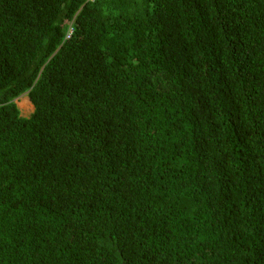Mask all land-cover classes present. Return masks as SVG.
<instances>
[{
    "label": "trees",
    "instance_id": "obj_1",
    "mask_svg": "<svg viewBox=\"0 0 264 264\" xmlns=\"http://www.w3.org/2000/svg\"><path fill=\"white\" fill-rule=\"evenodd\" d=\"M0 264H264V0H0Z\"/></svg>",
    "mask_w": 264,
    "mask_h": 264
},
{
    "label": "rangeland",
    "instance_id": "obj_2",
    "mask_svg": "<svg viewBox=\"0 0 264 264\" xmlns=\"http://www.w3.org/2000/svg\"><path fill=\"white\" fill-rule=\"evenodd\" d=\"M22 97V99H21ZM28 99L26 94H22L17 100H15L18 108L20 109L22 116H29L33 111V106L31 103H26L25 101ZM24 101V103H23Z\"/></svg>",
    "mask_w": 264,
    "mask_h": 264
},
{
    "label": "bare ground",
    "instance_id": "obj_3",
    "mask_svg": "<svg viewBox=\"0 0 264 264\" xmlns=\"http://www.w3.org/2000/svg\"><path fill=\"white\" fill-rule=\"evenodd\" d=\"M21 99H22V97H21ZM26 103H30L29 101H28V99L25 101ZM23 103H24V101H23Z\"/></svg>",
    "mask_w": 264,
    "mask_h": 264
},
{
    "label": "clouds",
    "instance_id": "obj_4",
    "mask_svg": "<svg viewBox=\"0 0 264 264\" xmlns=\"http://www.w3.org/2000/svg\"><path fill=\"white\" fill-rule=\"evenodd\" d=\"M69 30H71V28L69 27ZM26 94V93H25ZM28 101H29V99H28ZM30 102V101H29Z\"/></svg>",
    "mask_w": 264,
    "mask_h": 264
}]
</instances>
